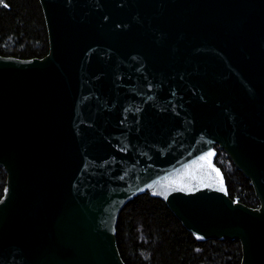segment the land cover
Masks as SVG:
<instances>
[{
  "label": "water",
  "instance_id": "water-1",
  "mask_svg": "<svg viewBox=\"0 0 264 264\" xmlns=\"http://www.w3.org/2000/svg\"><path fill=\"white\" fill-rule=\"evenodd\" d=\"M38 1L48 52L0 55V264H125L118 215L144 192L264 264V0Z\"/></svg>",
  "mask_w": 264,
  "mask_h": 264
},
{
  "label": "trees",
  "instance_id": "trees-1",
  "mask_svg": "<svg viewBox=\"0 0 264 264\" xmlns=\"http://www.w3.org/2000/svg\"><path fill=\"white\" fill-rule=\"evenodd\" d=\"M47 30L38 0H0V55L43 57ZM214 162L223 172L229 197L251 207L254 190L227 154L215 146ZM6 173L0 168V197ZM116 242L125 264H239L238 240L197 241L165 202L144 192L128 201L118 215Z\"/></svg>",
  "mask_w": 264,
  "mask_h": 264
},
{
  "label": "snow or ice",
  "instance_id": "snow-or-ice-1",
  "mask_svg": "<svg viewBox=\"0 0 264 264\" xmlns=\"http://www.w3.org/2000/svg\"><path fill=\"white\" fill-rule=\"evenodd\" d=\"M207 155L210 157L212 155V153L209 152ZM201 159H205V157H201Z\"/></svg>",
  "mask_w": 264,
  "mask_h": 264
}]
</instances>
